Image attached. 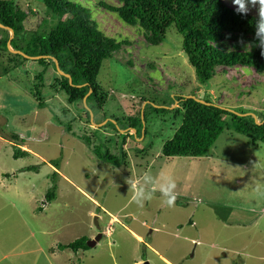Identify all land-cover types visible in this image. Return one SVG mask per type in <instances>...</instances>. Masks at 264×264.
Returning <instances> with one entry per match:
<instances>
[{
    "label": "rangeland",
    "instance_id": "374dc122",
    "mask_svg": "<svg viewBox=\"0 0 264 264\" xmlns=\"http://www.w3.org/2000/svg\"><path fill=\"white\" fill-rule=\"evenodd\" d=\"M82 2L88 4L87 9L105 34L129 42V46L103 63L98 84L106 101L103 110L95 115L90 112L91 125L85 106L71 105L66 94L58 89L54 83L58 75L53 68L44 78L43 106H39L33 88L39 84L36 76L43 67L29 60L15 69L0 60V178L2 173H9L5 182L0 179V264H134L138 257L144 264H160L152 247L175 264L180 261L182 264H264V146H254L246 136L226 131L212 152L226 157L231 155L229 150L234 151L228 160L214 162L209 155L165 159L162 154L165 142L173 138L183 121V107L176 100L181 96L195 94L238 115L244 114L243 117L254 115L257 120H253L262 125L264 74L245 67L218 69L216 77L203 85L183 51V37L175 28L167 31L163 44L151 46L139 28L125 25L101 7V3L117 4V0ZM223 2L234 6L232 0ZM17 3L23 10L39 14L26 23L28 31L35 30L45 15L44 6L35 0H17ZM249 12L259 14V5L249 4ZM7 36L0 29V41ZM143 98L149 100L144 105ZM151 101L155 102L151 104L154 108L169 111L163 114L147 110L145 121L144 109ZM141 105L144 108L141 121L145 123L147 136L144 131L140 140L131 131L134 140L129 137L123 146L129 133L124 128L131 117L137 116ZM67 124L71 132L67 131ZM91 134L98 138L97 145L101 139L108 141L106 148L112 154L120 157L124 152L128 167L116 169L95 159L79 138ZM13 136L19 140L14 141ZM10 142L26 145L39 158L29 156L15 161ZM233 143L238 150L232 147ZM149 145L152 146L148 154L141 153ZM249 151L255 154L254 161L249 158ZM44 161L59 165L60 176L51 177L52 171ZM231 162L240 166L230 165ZM242 162L243 166L251 165L249 169L243 168ZM24 167L33 170L19 173ZM145 172L154 175L163 172L174 178L176 199L171 207L163 203L158 191H153L142 206L134 202L135 181ZM15 174L19 179L14 178ZM54 180L56 200L38 211ZM223 204L240 208L232 216L234 222L257 225L227 231L217 212L208 209L210 205ZM112 215L127 229L116 219L111 220ZM96 220L100 228L96 227ZM181 221L183 231L173 227ZM190 221L195 224H189ZM138 227L144 242L136 246L128 229L139 232ZM152 227L159 230L151 233ZM100 233L101 244L98 242L96 249L95 246L89 250L94 259L69 250L63 251L60 258L49 257L56 245L70 244L81 237L96 238ZM187 233L197 242L185 241ZM39 245L44 247L46 257L38 251Z\"/></svg>",
    "mask_w": 264,
    "mask_h": 264
},
{
    "label": "trees",
    "instance_id": "16d2710c",
    "mask_svg": "<svg viewBox=\"0 0 264 264\" xmlns=\"http://www.w3.org/2000/svg\"><path fill=\"white\" fill-rule=\"evenodd\" d=\"M35 1L44 6L45 15L41 17L40 24L35 30L28 31L27 21L31 17L38 18L39 14L32 10L30 12L23 10L17 0H0V24L8 28L7 30L0 27L8 35L0 41V50L3 51L0 60H5L15 69H20L29 62L28 59L9 50L8 42L13 32L14 36L11 40L13 50L40 58L38 61H33L43 67L42 72L36 76L39 84L34 85L33 88L35 92L33 96L39 106H43L44 78L47 71L53 68L58 75L54 83L66 94L71 105L82 103L85 106L86 118L90 124V112L95 115L96 112L103 110L106 101L103 89L98 84L103 63L106 58L129 46V42L118 41L105 34L87 9L88 4L82 0ZM101 7L117 16L125 25L139 28L147 44L151 46L163 44L167 31L172 27L175 28L183 37V51L190 65L195 69L197 80L203 85H208L216 77L219 73L218 69L245 67L254 69L259 75L264 74V55L257 46L254 27L259 14L248 12L246 16L238 15L235 7L223 0H117V4L101 3ZM249 45H251L250 51L247 49ZM56 62L59 70L56 68ZM60 72L69 75L72 84L70 79ZM90 91L92 94L84 103ZM193 95L200 99L197 95ZM176 100L182 104L183 121L173 138L166 141L162 148L165 159L207 157L226 131L246 136L254 146L259 144L264 146V124L258 125L253 118L231 113L222 108L221 104L207 99H201L206 104L182 96ZM148 101L143 98L142 105ZM88 102H92L93 105L89 106ZM152 103L155 102L148 103L145 109L141 105L137 116L129 119L124 128L129 129V133L123 140V146L129 137L134 140V136L130 134L132 129L137 131V138L141 137L142 108L145 112V121L147 110L150 113L163 114L169 111L154 108ZM177 112L180 113L181 110ZM113 120L118 123L117 119ZM66 127L67 131L71 132V126L67 124ZM119 129H121L120 125ZM116 130L119 134L120 130L117 128ZM145 136H147L146 128ZM79 138L101 163L116 169L122 166L128 167L127 155L124 152L120 157L112 154L108 147L106 148L108 141L101 139L100 145H97L95 141L97 142L98 138L94 134ZM12 139L16 142L19 140L16 136ZM151 146L142 148L141 153L148 154ZM104 148H106L105 152H103ZM29 156L33 157L29 152L14 147V159H25ZM51 165L59 169V165L53 163ZM50 176L59 177L60 174L52 171ZM54 181L52 190L48 191L45 197L47 204L55 201L57 197L56 180ZM45 207L42 203L37 210L42 211ZM88 242L86 237H81L70 244H59L56 247L59 251L69 250L78 254L91 249ZM57 249L52 248L50 253H54Z\"/></svg>",
    "mask_w": 264,
    "mask_h": 264
},
{
    "label": "crops",
    "instance_id": "0c3cea01",
    "mask_svg": "<svg viewBox=\"0 0 264 264\" xmlns=\"http://www.w3.org/2000/svg\"><path fill=\"white\" fill-rule=\"evenodd\" d=\"M57 124L59 125V124H61L60 122H57ZM2 137L0 136V154H1V150H2ZM9 145H13L14 147H19V148H21L22 150H24V151H27V152H29L33 157H36V158H39V155L37 154V153H35V152H33L32 150H30V149H28L27 148V146L26 145H20V144H14L13 142H10L9 143ZM232 147L235 149V150H238V148L237 147H235V143H233L232 144ZM257 148H259V147H257ZM230 152H231V155L230 156H233L234 155V151H232V150H229ZM212 152V151H211ZM210 152V155H209V159H211L212 161H214V162H222V161H224V160H228L229 159V155H227L226 157H221L222 156V154H215L214 152H212L211 153ZM233 152V153H232ZM249 158L252 160V161H254L255 159H256V156H255V154L253 155L250 151H249ZM18 160H21V159H18ZM15 161H17L16 159H15ZM45 162V161H44ZM247 162V161H246ZM44 164H47V166L51 169V171H54V172H57V173H59V174H61V172H60V170L59 169H57L56 167H54L53 165H51V163H44ZM230 165H233V166H240L238 163H234V162H231L230 163ZM249 166H251V165H245V166H243V162H242V167L243 168H246V169H249ZM16 170H18V169H16ZM25 170H27V171H32L33 170V167H27V168H21L20 170H19V173H25L26 171ZM258 172V171H257ZM2 175V177L0 178L1 179V181H3V182H5L6 180H7V177L6 176H9V173H2L1 174ZM6 178H5V177ZM47 177L49 178V175H47ZM14 178H16V179H19V176L17 175V174H15L14 175ZM96 204H99V203H97V202H95ZM100 205V204H99ZM209 208L208 209H214V211H216L217 212V214H218V216H219V218H220V220H222V222H223V224H222V226H223V228L224 229H226L227 231H230V230H236V229H241V228H250V227H254V226H256L257 224H251V223H240V222H234L233 221V219H232V216L234 215V214H236L237 213V211H239L240 210V208H232V207H229V206H227V205H225V204H223V206H218L219 207V209H218V207H214L213 205H210V206H208ZM221 207V208H220ZM102 210L103 211H107V209L105 208V207H103L102 206ZM221 210H223L224 212H222L221 213ZM111 214V213H110ZM178 215V214H177ZM221 215L223 216V219H222V217H221ZM113 219H116L118 222L117 223H119V224H121L122 225V227L123 228H125V229H127V227L126 226H124V224H122L121 223V221H120V219L116 216V215H112V218H111V220H113ZM115 220V221H116ZM183 221H181V222H175V224H174V226L173 227H177L178 229H181V231H183V227H184V225H183V223H182ZM189 224H191V225H193V224H195V222H192V221H190L189 222ZM163 226V225H162ZM166 226V225H165ZM164 226V227H165ZM153 228V230H151V233H153V232H155V231H157V230H159L158 228H156V227H152ZM206 229H208L207 227H205V230ZM129 231H130V235H131V237L133 238V239H135V245L137 246V245H139V244H141V243H143L144 242V238H143V235H142V233H140L141 232V228H139L138 227V229L137 230H139V232L138 231H135V230H131V229H128ZM93 239H95L94 237H92V238H88V240L90 241V240H93ZM185 241H189V242H191V243H195V242H197L196 240H194L193 239V237H192V234L191 233H187V235L185 236ZM102 242V241H101ZM101 242H99L100 244H101ZM200 242V241H199ZM99 243H97V245H96V247H95V249L97 248V246L99 245ZM199 244V243H198ZM67 245V244H66ZM115 245V244H114ZM149 245V244H148ZM57 246V245H56ZM55 246V247H56ZM121 247H123L122 246V244L120 245ZM54 247V248H55ZM43 249H44V247H42V246H38V251L39 252H41V254L44 256V257H46L45 256V252H43ZM57 249V248H56ZM59 252H60V254H59ZM62 252L63 251H59L58 249L54 252V253H50L49 254V257L50 256H52V257H54V258H60V257H62L61 256V254H62ZM152 252L154 253V254H156L157 256H158V259H159V263L160 264H175L174 263V261L172 260V259H170V258H168V257H165V256H162V255H160L159 253H158V251L155 249V248H153L152 247ZM84 254H87L88 256V258L89 259H94L95 257L94 256H92L91 255V251H87V252H83ZM79 254V253H78ZM89 255H91L92 257L90 258L89 257ZM137 256V254L135 253V257ZM70 261V260H69ZM144 262V260H142V258L141 257H138V258H135V262H134V264H144L143 263ZM179 262H177V264H178ZM180 264H182V262L180 261Z\"/></svg>",
    "mask_w": 264,
    "mask_h": 264
},
{
    "label": "clouds",
    "instance_id": "9594fccd",
    "mask_svg": "<svg viewBox=\"0 0 264 264\" xmlns=\"http://www.w3.org/2000/svg\"><path fill=\"white\" fill-rule=\"evenodd\" d=\"M235 12L238 15L246 16L249 12V4L252 6L259 5V18L255 21V36L257 46L262 50L264 55V0H232ZM251 50V45L247 48ZM131 134V131H130ZM133 135V134H131ZM134 135H137L134 133ZM140 140H142L140 138ZM136 193L134 202L142 206L145 199L151 197L153 191H158L163 198V203L171 207L176 199V183L172 176L163 172L154 175L151 172L141 174L135 181Z\"/></svg>",
    "mask_w": 264,
    "mask_h": 264
},
{
    "label": "water",
    "instance_id": "95a60500",
    "mask_svg": "<svg viewBox=\"0 0 264 264\" xmlns=\"http://www.w3.org/2000/svg\"><path fill=\"white\" fill-rule=\"evenodd\" d=\"M0 27L8 30V28L4 27V26L1 25V24H0ZM11 32H12V31H11ZM11 35H12V37H11V39H10L9 42H8V48H9V50L11 51V53L16 54V55H21V56H23L24 58H26V59H28V60H31V61H38V60L40 59V58H38V57H30V56L24 54V53L21 52V51L13 50V49L11 48V40H12V38H13V36H14L13 32H12ZM56 68H57V70H59L58 62H56ZM60 74L63 75V76H66L67 78H69V79H70V83L72 84V79H71V77H70L69 75H65L63 72H60ZM91 94H92V91H90L89 94L85 97V99H84V103H86L87 98H88ZM187 98H190V99L196 100V101H198V102H200V103H203V104H206V102H205L204 100L198 99L196 96H189V97H187ZM209 105H210V104H209ZM228 111H230V110H228ZM230 112L236 114V112H234V111H230ZM142 114H143V111H142ZM237 115H238V114H237ZM239 116L243 117V116H245V115H244V114H239ZM252 117H253L255 120H257L256 116L252 115ZM142 118H143V116H142ZM91 120L93 121V115H92V114H91ZM257 123H259V122L257 121ZM261 124L263 125L264 122H262ZM131 131H134L135 134H136V132H137L135 129H132ZM144 131H145V123H143V130H142L143 138H144ZM135 136H136V135H135ZM95 225H96L97 228H100L97 220H96V222H95ZM102 237H103V234L100 233V234H98V235L96 236L95 239L90 240V241L88 242V246H89V248H94V247L97 245V243L100 242V240L102 239ZM146 264H149V263H146Z\"/></svg>",
    "mask_w": 264,
    "mask_h": 264
},
{
    "label": "built area",
    "instance_id": "2783aa9c",
    "mask_svg": "<svg viewBox=\"0 0 264 264\" xmlns=\"http://www.w3.org/2000/svg\"><path fill=\"white\" fill-rule=\"evenodd\" d=\"M42 203L44 204V207L47 206V203L45 200H43Z\"/></svg>",
    "mask_w": 264,
    "mask_h": 264
}]
</instances>
